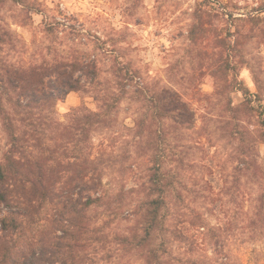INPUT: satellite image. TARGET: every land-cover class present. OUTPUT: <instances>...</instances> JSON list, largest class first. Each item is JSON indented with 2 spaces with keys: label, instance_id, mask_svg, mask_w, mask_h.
I'll use <instances>...</instances> for the list:
<instances>
[{
  "label": "rangeland",
  "instance_id": "374dc122",
  "mask_svg": "<svg viewBox=\"0 0 264 264\" xmlns=\"http://www.w3.org/2000/svg\"><path fill=\"white\" fill-rule=\"evenodd\" d=\"M23 1L21 5L16 0H5L0 6V27L12 33L11 43L6 37L2 54L10 68L61 65L77 79L81 73L73 71V63L81 61L94 63L99 72L98 77L83 76L82 90L58 101L54 108L57 121L69 124L72 112L80 107L100 110L106 93H119L114 67L123 64L140 73L138 83L156 85L158 90L170 87L191 105L189 113L185 107L179 110V119L191 124H184L176 134V155L196 163L188 172H182L189 188L193 185L191 178L201 179L202 185L205 180L209 183L205 185L209 188L204 194L209 198L206 204L204 200L190 203L203 213L206 226L198 239L201 249L194 252L188 243H174L167 256L169 264H264V219L257 215L264 180L237 173L233 160L237 145L221 140L222 125L205 119L211 113L218 115L222 107L217 104L223 97L216 93H223L219 88L224 89V82L214 78L212 71L230 63L233 70L229 78L238 84L227 90L225 98L231 95L239 105L246 101L244 90L248 89L247 97L257 109L250 126L256 133L261 131L258 121L260 107H264V0ZM198 9L209 11V16L199 18ZM202 22L205 30L196 28ZM136 83L128 87L130 93L136 91ZM193 93L200 96L193 97ZM205 94L215 95L204 100ZM141 107L129 94L112 115L113 128L93 133L95 155L105 152V160L110 156L126 160L124 167L105 164V192L113 195L123 190L126 195L125 207L116 210L117 215L110 216L102 207L89 211L102 242H92L86 264H146L141 253L129 250L119 237L134 228L142 199V193L136 190L148 180L149 156L138 159L136 155L134 128ZM199 136L203 137L201 147L196 146ZM260 142V163L264 165V140ZM10 147L0 118V163ZM10 189L11 196L19 195L14 185ZM10 213L23 219L19 232L2 230V220ZM59 217L54 202L38 210L16 203V199L0 203V263L5 249L20 242L26 249L33 246L31 251H40L43 243L52 242L57 232L61 234L57 229L61 225L56 223Z\"/></svg>",
  "mask_w": 264,
  "mask_h": 264
},
{
  "label": "trees",
  "instance_id": "16d2710c",
  "mask_svg": "<svg viewBox=\"0 0 264 264\" xmlns=\"http://www.w3.org/2000/svg\"><path fill=\"white\" fill-rule=\"evenodd\" d=\"M16 1L23 5V0ZM4 3L5 0H0V6ZM209 14L204 9L197 12L199 18ZM203 23L200 26L198 23L196 28L205 30ZM196 28L192 31L194 38ZM6 37L11 43L12 33L0 27V118L11 145L0 163V203L16 199V203L37 210L46 203H56L60 210L56 223L61 225L57 228L61 234L57 232L52 242L43 243L40 251H31L33 246L26 249L21 242L6 248L0 264L87 263L94 246L92 242H102L96 235L99 230L93 227L89 211L102 207L113 216L116 210L125 207L126 195L123 190L113 195L105 192V164L124 167L126 160L118 161L112 156L105 160V152L95 155L93 133L100 128H113L112 115L129 94L132 100L142 104L135 119L136 155L138 159L149 156L150 165L147 182L136 190L142 193V199L135 213L134 228L119 235L121 242L129 250L141 253L146 264H169L167 256L171 255L174 243H188L192 251H199L198 239L205 232L202 229L206 222L200 209L190 203L204 200L206 204L209 198L204 194L209 188L205 185L209 183L205 180L202 185L201 179L191 178L193 185L189 188L182 177L183 171L196 166L195 162H186L187 156L178 158L176 155L179 147L176 134L184 124H191L179 119L180 107H185L187 113L192 110L189 103H184V95L174 93L170 87L158 90L156 85L138 83L140 73L123 64L114 67L119 93H106L98 111L77 108L70 116V123L64 125L54 117L56 104L70 93L82 90L83 76L95 74L98 77L96 65L74 62L73 71L81 73L77 79L73 73L68 75L61 65L12 69L2 60ZM231 70L230 63L213 69L212 76L224 82V89L219 88L223 93H216L223 97L217 104L222 107L218 115L210 112L212 116L208 114L205 119L221 124V140L237 145L233 159L237 173L264 180V165L260 163L258 150L260 140H264V107H260L258 121L261 131L256 133L250 125L257 109L247 97L248 89L244 90L246 101L239 105L231 95L225 98L227 90H233L238 84L229 78ZM135 82L137 89L130 93L128 87ZM214 95L202 96L204 100H211ZM196 96L200 94L193 93V97ZM198 139L196 146L201 147L203 137ZM128 169L132 170V165ZM12 185L19 194L16 197L11 196ZM257 210V215L264 219V192L258 198ZM22 226L23 219L15 213L2 220L5 233L19 232Z\"/></svg>",
  "mask_w": 264,
  "mask_h": 264
}]
</instances>
